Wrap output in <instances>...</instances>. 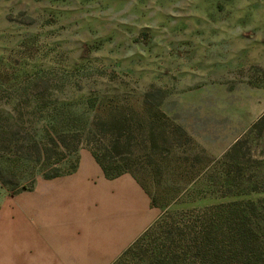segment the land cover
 Wrapping results in <instances>:
<instances>
[{
	"label": "rangeland",
	"instance_id": "obj_1",
	"mask_svg": "<svg viewBox=\"0 0 264 264\" xmlns=\"http://www.w3.org/2000/svg\"><path fill=\"white\" fill-rule=\"evenodd\" d=\"M262 118L264 0H0V216L131 182L154 219L122 264H264ZM121 125L138 180L93 156Z\"/></svg>",
	"mask_w": 264,
	"mask_h": 264
},
{
	"label": "crops",
	"instance_id": "obj_2",
	"mask_svg": "<svg viewBox=\"0 0 264 264\" xmlns=\"http://www.w3.org/2000/svg\"><path fill=\"white\" fill-rule=\"evenodd\" d=\"M80 180L52 190L40 215L31 201L7 200L0 264H111L153 221L150 198L135 183Z\"/></svg>",
	"mask_w": 264,
	"mask_h": 264
},
{
	"label": "trees",
	"instance_id": "obj_3",
	"mask_svg": "<svg viewBox=\"0 0 264 264\" xmlns=\"http://www.w3.org/2000/svg\"><path fill=\"white\" fill-rule=\"evenodd\" d=\"M262 118L258 123H256L254 126L258 127L259 125H262ZM121 123V122H119ZM260 123V124H259ZM122 126V125H121ZM123 127V126H122ZM117 128V127H116ZM130 131L127 130L125 127L123 128H117V130L110 133V138L108 139V142L106 144L103 143V145H98L93 150V156L97 163L100 165L104 175L107 178H115L119 175L123 174L124 172H129L133 174L135 177V166L136 162L135 159H130V157H117V155L122 154L124 152H127V149L130 145L131 138H130ZM153 141V139H152ZM237 147V142L233 146V149ZM74 169V167H71L67 172H71ZM60 173H52L50 175H47V178H52L58 176ZM137 179V177H136ZM138 180V179H137ZM141 183V181H138ZM142 185V183H141ZM143 187V186H142ZM147 192V191H146ZM148 193V192H147ZM152 204V203H151ZM154 206V204H152ZM196 227H200V230L202 231L201 224L196 223ZM149 230H146L144 235H142L139 239H137L130 247H128L120 256L119 258L112 264H122L123 260L129 256L133 251H135L139 244L145 240V236L149 233ZM182 230V227L180 226H172L168 229L169 233H179V231ZM199 231V230H198ZM197 231V232H198ZM165 243V242H164ZM140 248V247H139ZM147 249L143 250L142 258L145 259V256L147 255ZM170 248L167 249V253H170ZM150 255L148 256L149 259ZM144 260L146 263L150 264L149 260ZM162 262V261H161ZM157 263V264H161Z\"/></svg>",
	"mask_w": 264,
	"mask_h": 264
}]
</instances>
